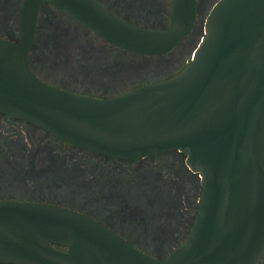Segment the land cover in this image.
Returning a JSON list of instances; mask_svg holds the SVG:
<instances>
[{
  "label": "water",
  "instance_id": "water-1",
  "mask_svg": "<svg viewBox=\"0 0 264 264\" xmlns=\"http://www.w3.org/2000/svg\"><path fill=\"white\" fill-rule=\"evenodd\" d=\"M93 27L129 49L167 48L159 33L90 0ZM77 6L75 0L64 2ZM177 17L194 0H176ZM91 7V8H90ZM21 36L0 38V109L113 156L177 148L199 173L185 240L154 258L100 222L53 204L0 199V259L30 264H256L264 248V0H216L184 67L168 79L96 98L58 89L26 67ZM67 246L59 252L45 241Z\"/></svg>",
  "mask_w": 264,
  "mask_h": 264
},
{
  "label": "flooded vegetation",
  "instance_id": "flooded-vegetation-1",
  "mask_svg": "<svg viewBox=\"0 0 264 264\" xmlns=\"http://www.w3.org/2000/svg\"><path fill=\"white\" fill-rule=\"evenodd\" d=\"M0 0V38L23 36L26 67L71 93L104 98L180 71L203 33L216 0H194L177 17L176 0H90L139 27L179 32L167 48L141 52L103 37L80 0ZM91 8V7H90ZM199 173L177 148L113 156L64 140L0 109V199L65 207L108 227L142 252L164 258L190 230L200 195ZM66 253L67 246L46 240ZM0 264H30L2 260ZM256 264H264V248Z\"/></svg>",
  "mask_w": 264,
  "mask_h": 264
}]
</instances>
